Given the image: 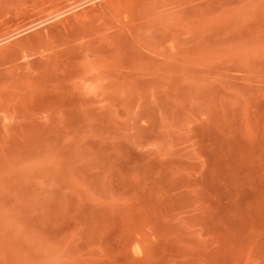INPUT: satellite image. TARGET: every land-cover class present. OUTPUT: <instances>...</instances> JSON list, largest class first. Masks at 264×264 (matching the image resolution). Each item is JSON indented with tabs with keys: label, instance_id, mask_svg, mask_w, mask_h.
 <instances>
[{
	"label": "rangeland",
	"instance_id": "rangeland-1",
	"mask_svg": "<svg viewBox=\"0 0 264 264\" xmlns=\"http://www.w3.org/2000/svg\"><path fill=\"white\" fill-rule=\"evenodd\" d=\"M0 264H264V0H0Z\"/></svg>",
	"mask_w": 264,
	"mask_h": 264
}]
</instances>
